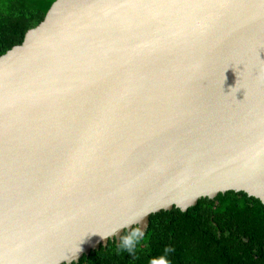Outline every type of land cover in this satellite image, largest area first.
Here are the masks:
<instances>
[{"label":"water","instance_id":"95a60500","mask_svg":"<svg viewBox=\"0 0 264 264\" xmlns=\"http://www.w3.org/2000/svg\"><path fill=\"white\" fill-rule=\"evenodd\" d=\"M227 191L264 204V0H56L0 55V264Z\"/></svg>","mask_w":264,"mask_h":264},{"label":"trees","instance_id":"16d2710c","mask_svg":"<svg viewBox=\"0 0 264 264\" xmlns=\"http://www.w3.org/2000/svg\"><path fill=\"white\" fill-rule=\"evenodd\" d=\"M55 1L0 0V55L21 44ZM120 243L110 240L72 264H149L160 256L170 264H264V204L237 191L203 197L187 211L152 214L131 254Z\"/></svg>","mask_w":264,"mask_h":264},{"label":"clouds","instance_id":"9594fccd","mask_svg":"<svg viewBox=\"0 0 264 264\" xmlns=\"http://www.w3.org/2000/svg\"><path fill=\"white\" fill-rule=\"evenodd\" d=\"M130 222L127 227L130 229L129 233L121 237L120 248L127 250L130 254L135 250L136 245L139 243L140 239L144 237V232L140 228H131L132 223ZM171 249H165V252H170ZM149 264H170L166 256L153 257L150 259Z\"/></svg>","mask_w":264,"mask_h":264}]
</instances>
